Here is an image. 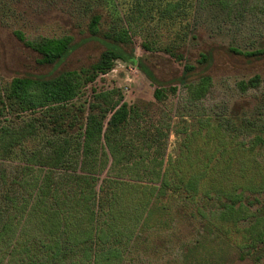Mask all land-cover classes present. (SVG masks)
Masks as SVG:
<instances>
[{
    "label": "rangeland",
    "instance_id": "rangeland-1",
    "mask_svg": "<svg viewBox=\"0 0 264 264\" xmlns=\"http://www.w3.org/2000/svg\"><path fill=\"white\" fill-rule=\"evenodd\" d=\"M72 1L79 7L92 4V0ZM116 2L134 55L114 58L106 70L89 69L84 89L75 101L86 105L94 93L112 92L116 99L171 122L172 131L167 158L156 174L144 173L142 180L117 178L112 184L104 182L103 175L95 180L97 191L103 184L114 187L123 183L131 184L133 191L126 193L133 203L130 209L126 204L118 205L121 212L126 211L128 228L116 236L123 258L111 264H264V115L251 113L253 109L264 111V67L249 73L239 69L221 71L212 78L206 96L198 101H190L182 82L162 101L153 96L162 77L173 68L181 70L184 62L170 57L166 48H182L193 62L191 54L204 41L242 50L264 46V0H192L191 5H182L168 14L156 10L155 16L149 11H133V0ZM61 3L62 0H0V81H6L3 71L18 57L14 31L31 39L69 33L60 13L53 9V5ZM153 3L149 1L147 6ZM162 5L157 4L159 8ZM255 73L260 76L257 88L240 93L238 81H247ZM19 117L0 112V124L6 121L18 125ZM43 142L37 136L8 148L9 152H0V182L5 184L15 174L14 185L3 188L7 198L16 199H11L4 209L18 212L12 204L17 199L34 200L32 196L42 183L57 184L48 176V168L26 163L37 149L43 151ZM22 178L29 185L28 193L18 188ZM187 181L191 182L188 188ZM105 192L110 190L97 194V199L105 198ZM146 200L155 201V208L146 216V222L142 220L132 227L139 204ZM101 217L106 218L105 213ZM21 223L14 229H19ZM3 244V250L8 252L9 245ZM71 263L107 264L97 255L89 260L83 255L75 256Z\"/></svg>",
    "mask_w": 264,
    "mask_h": 264
},
{
    "label": "trees",
    "instance_id": "trees-1",
    "mask_svg": "<svg viewBox=\"0 0 264 264\" xmlns=\"http://www.w3.org/2000/svg\"><path fill=\"white\" fill-rule=\"evenodd\" d=\"M133 1V11H149L155 16L156 10L168 14L182 5H191L192 0ZM149 1L155 3L147 6ZM62 2L53 9L60 13L69 33L31 39L14 31L18 57L3 71L6 81H0V112L20 116L18 125L6 121L0 124V152L40 136L43 151L37 149L26 163L48 168V176L57 181L52 185L50 181L42 183L32 196L34 200L25 197L13 202L18 212L4 209L11 199H16L7 198L3 188L14 185L15 174L5 184L0 182V261L73 264L75 256L83 255L89 260L97 255L102 262L111 264L123 258L116 236L128 228L126 211L121 212L118 205L126 204L130 209L133 203L126 193L133 191L127 183L114 187L103 184L97 191L95 180L103 175V181L112 184L117 178L142 180L144 173L159 172L167 158L172 124L144 108L116 99L112 92L94 93L86 105L75 101L84 89L89 69L106 70L118 56L133 57L134 49L116 0H92V4L80 7L72 0ZM158 2L163 3L161 8ZM165 50L173 59L184 62L181 70L173 68L154 88L153 96L158 101L174 93L179 82L186 84L190 101H198L206 96L212 78L221 71L239 69L249 73L264 67V46L242 50L204 41L191 54L193 62L180 47ZM1 54L0 45V61ZM142 70L150 74L144 67ZM259 81L255 73L247 81H238L237 89L240 93L255 90ZM251 113L264 115L259 109ZM26 178L18 184L21 191L25 190L22 193L29 192ZM188 185L190 181L186 182L187 188ZM105 189L110 193L97 199ZM154 204L149 200L139 204L132 227L147 221ZM102 213L106 218L101 217ZM20 222L19 229H14ZM3 243L9 245L8 252L3 250ZM119 263L126 262L116 264Z\"/></svg>",
    "mask_w": 264,
    "mask_h": 264
}]
</instances>
